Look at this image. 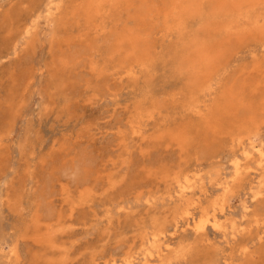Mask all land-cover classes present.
<instances>
[{"label":"rangeland","instance_id":"1","mask_svg":"<svg viewBox=\"0 0 264 264\" xmlns=\"http://www.w3.org/2000/svg\"><path fill=\"white\" fill-rule=\"evenodd\" d=\"M44 1L0 0V264H142L156 233L151 264H264V170L249 144L264 153V122L222 113L236 86L260 119L257 39L224 40L198 91L183 64L194 37H220L204 29L220 24L213 0L179 28L164 18L172 0L105 5L92 20L86 0H53L51 13ZM129 32L141 38L132 55L116 50ZM234 161L247 173L235 177ZM184 176L192 194L179 199ZM213 208L225 234L194 233Z\"/></svg>","mask_w":264,"mask_h":264},{"label":"bare ground","instance_id":"2","mask_svg":"<svg viewBox=\"0 0 264 264\" xmlns=\"http://www.w3.org/2000/svg\"><path fill=\"white\" fill-rule=\"evenodd\" d=\"M40 1H42V0H40ZM132 1L133 0H86L85 4L83 6V9H84L85 16H86L87 20H92L99 15L100 11L102 10L103 6H105V5H116V6H118L119 4L121 5V3L122 4L127 3L128 5H131ZM204 2H205V0H204ZM213 2L211 3V4H213V6L210 5V9L213 7L212 14L216 18H220V24L216 23L215 25H213V22L208 23V24L204 25V29L211 32L212 34L213 33L214 34L219 33L218 35L220 37L219 38H216V36L211 37V38H209V36L207 38H199L198 36H196V38L194 37V40H192V42L188 46L189 51H188V54L186 56V62H184V64H183V67L185 69H187L188 71H190L192 73V75L197 79V81L199 83V84H197L198 91H202L201 89L204 87L202 85V83H206L207 81H209L210 76L212 75V71L215 68L216 62L223 55L224 46H223L222 42L224 40H230V39L241 40L245 37H253V38L257 39L260 47L262 48V50L264 52V0H213ZM158 5H160V4H158ZM204 7H205V5H204ZM44 8L48 13H51L52 11H56L58 9V6L53 5V0H45L44 1ZM164 13H165V16H164L165 20L169 19V18H175V20L177 21V26L179 28L182 26L183 19L186 15H188V16H192V15L201 16L203 13V7H202L201 0H172L170 8L168 10H166ZM238 20H241V23H238L237 22ZM140 40H141V38L138 35H135V33H131V32L123 33L118 37V39L116 41V50L120 51L121 48L128 45V46H130L129 54L132 55V53H133L132 49L136 46V44H138V42ZM155 40H156V38H155ZM253 71L260 72L259 66L256 65L255 68H253ZM194 82H195V80H194ZM197 88H195L193 90L195 91ZM256 88H258V87H254V89H256ZM260 90H261V87H260ZM235 91H236V86L227 87V88L225 87L223 89L222 92H223V97H225V99L230 97V98H233V102L238 101V103L229 105V108L226 111L222 110V113L225 112L228 116H230V114H232V113L234 114L231 117H229V119H230L229 121L231 123L233 122V120H235L237 122H241V121L246 120L247 126L251 127V129H258L260 124L264 122V109H262L261 113H259L257 115L260 119H257L256 117L254 118V116H253V114H255L253 111L254 108L253 109L250 107L244 108V105L238 99L240 94L238 97L237 96L235 97V95H236ZM263 95L264 94L261 93V96H263ZM263 100H264V98H263ZM263 100L261 101L262 106H264ZM247 116H250V117L247 118ZM243 131H244V129H243ZM231 138H232V136H231ZM249 144L254 150H256V152L258 153V156H259V160L257 161V164H256L257 169L264 170V153L262 152L261 149L256 148L254 146L253 141H250ZM237 148H238V146H237ZM242 154L246 159L250 158V154L248 151L244 150L242 152ZM233 165H234L235 177H239L240 174H242V173H247L246 168L243 170H240V167H239L237 161H234ZM174 182L177 185V192H176L177 198L184 199L185 196L187 195V193L190 192V194H192L191 193L192 186H191L190 181L188 180V178L186 176L183 177L184 183H182V181H179V179H177V178L174 180ZM217 189H219V188H217ZM196 205L197 204L195 201H190L185 205L183 211L181 212V216H183L182 219H183V225L184 226H186V227L190 226V219L188 217L189 216V209L192 207H195ZM246 207H245V209H246ZM222 210H223V206H220L219 211L222 212ZM179 221H177V222H179ZM243 223H245V222H243ZM207 224H208V226L211 227V229L214 232H219V233L225 234L224 233L225 227H224L223 223L219 220L218 215L214 211V208H213V212L211 214H209L207 211L200 212L197 221L195 223H193L192 231L196 234H201V233H203L205 225H207ZM159 235H162V236L159 237ZM162 237H163L162 233H156V234H153L151 236V238L147 239L149 241V244L153 248H155V250H154V254L150 253L151 255L148 256L150 259L145 258L144 261L142 262V264H151V260H154V261H160L161 260L162 250L157 248L156 243L158 241H160L162 239ZM164 250L165 251L170 250V245L165 244ZM173 251H174V249H173ZM126 264H132V260L126 259Z\"/></svg>","mask_w":264,"mask_h":264}]
</instances>
